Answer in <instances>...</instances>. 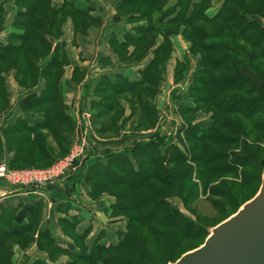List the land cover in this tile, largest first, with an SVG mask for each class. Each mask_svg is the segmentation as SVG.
Masks as SVG:
<instances>
[{
    "label": "trees",
    "instance_id": "obj_1",
    "mask_svg": "<svg viewBox=\"0 0 264 264\" xmlns=\"http://www.w3.org/2000/svg\"><path fill=\"white\" fill-rule=\"evenodd\" d=\"M5 2L0 0V34L7 16ZM213 2L177 0L172 4V0H124L116 9L118 16L128 22L145 25L136 27L135 34H128L123 43L116 38L111 40L113 51L126 60L128 48L133 46L129 59L139 60L151 51L153 59L142 72L140 82L117 78L115 83L108 80L97 86L96 95L100 100L93 106L103 110L101 115H112L113 121L99 129V138L107 141L122 138L124 126L117 124L125 112L121 99L127 95L134 98L132 103L127 101L131 107L127 119L137 117L133 131L155 129L159 118L155 101L162 82L161 68L171 58L170 39L177 35L189 42L190 53L199 58L198 72L192 75L188 89L192 106L180 111L184 124L175 137L157 132L150 141L134 143L121 154L109 150L106 163L97 162L89 167L86 184L91 188L92 197L108 194L116 199L113 217L115 213L127 211L133 216H128L126 233L117 245L106 248L98 239L95 241L98 245L94 244L90 253L83 250L72 257L74 261L70 264H156L151 249L164 252L161 264L175 263L184 254L204 245L213 228L235 215L258 194L264 174V155L259 154L260 147H252L246 141L258 145L257 141L264 140V28L257 25L258 18L263 19L260 15H264V0H255L257 11L246 9L244 0L240 3L224 0L219 10L210 15ZM16 5L22 10L14 16L12 24L17 32L9 37L6 45H0V115L11 107L3 75L15 70L17 83L23 89L34 90L44 80L40 94L29 97L21 106L24 115H39L42 120L30 125L27 120L16 118L2 128L0 137L4 138L8 153L13 155L8 162L10 169H47L70 153L67 136L76 129L61 91L68 58L64 46H57L53 51V41L62 37L68 18L73 20L75 32L84 34L98 24V19L91 15L92 8L81 11L68 0L59 7L53 0H17ZM159 36L164 37V42L157 46ZM189 67V61L179 63L176 74L179 82L186 79ZM147 85L149 88L145 90ZM202 111L210 117L211 125L192 119ZM47 130L60 141L55 148L45 142L42 132ZM179 140L186 141L191 148L183 152L169 144ZM181 166L187 170L179 172ZM169 167L177 175L167 176ZM249 171L256 175L250 176ZM229 175L236 180L230 189H223L222 183L201 189L204 195L209 191L211 203L222 213L232 209L215 225L193 222L171 206L170 200L182 199L188 194L182 199L188 208L201 194L195 184L201 177ZM250 185L251 197L243 202L237 200L233 192L239 186ZM12 188L33 190L36 187ZM21 207L0 205V264H15L14 246L10 244L13 238L18 240L21 250L35 244L39 251L48 254L52 263L62 256H71L70 247L75 245V240L89 249L85 243L88 232L81 237L73 236V243L66 247L51 232H39L42 203L24 211L28 224L17 228L15 221ZM142 239H145L143 243ZM185 241L199 244L182 251ZM33 264L47 262L37 260Z\"/></svg>",
    "mask_w": 264,
    "mask_h": 264
},
{
    "label": "crops",
    "instance_id": "obj_2",
    "mask_svg": "<svg viewBox=\"0 0 264 264\" xmlns=\"http://www.w3.org/2000/svg\"><path fill=\"white\" fill-rule=\"evenodd\" d=\"M16 1L6 0L5 2L7 16L4 29L0 34V45H6L9 37L17 32L13 29L12 24L14 16L22 10L17 7ZM68 1L81 11L92 8L91 15L93 18L98 19V24L92 27L87 34H84L75 32L73 20L68 18L63 27L62 37L53 41V51L57 46H64L68 58L65 73L61 80V91L69 107L68 115L76 123L74 133L67 136L71 145L70 152L74 148L73 146L80 142L86 148V157L82 160L81 165L64 179L43 187H36L33 190H13V186L0 182V205L10 199H19L23 202L18 213L19 218L15 221V226L19 228L28 224L24 211L42 203L43 214L39 218V232H51L56 241L64 247L73 243V236L81 237L87 232L90 234L85 241L86 245H90L98 239L114 243L115 233L122 224L112 216L116 199L107 195L93 198L91 188L86 184L87 170L97 162L105 163L109 150L121 154L134 143L150 141L153 134L157 132L175 137L184 124L180 117V111L183 108L192 106L188 89L192 75L198 72L199 58L190 53L191 45L182 35L171 37L172 55L165 67L161 68L162 82L155 101L159 115L155 131L149 130L143 132V136H139L132 131L135 126L127 129L132 126V123H137V117L127 119L131 115V107L124 98L132 97L127 95L121 99V105H123L125 112L123 119L117 124L119 127L124 126V131L120 135L122 138L119 139L118 143L110 146L101 145L98 142L97 132L103 126L107 127L111 123L113 124V121L112 115H101L103 110L95 109L93 106L94 103L100 100L96 95L97 86L108 80L115 83L117 78H126L131 83L140 82L142 72L151 63L153 54L151 51L139 60L129 59V55L134 51V47L131 46L128 48V58L123 60L113 51L111 40L116 38L123 43L128 34H135L136 27L145 25V23L132 24L126 18L118 16L116 9L124 0H91L90 3L88 0ZM223 1L214 0L211 10L215 9L216 13ZM53 2L56 6L58 4L57 7H59L65 0H53ZM174 3L172 0V4ZM211 10L209 11L210 15H212ZM180 41L185 44V47L181 45ZM163 42L164 37L159 36L157 46H160ZM181 47L184 50L179 57ZM187 61L190 63V67L185 73L187 77L183 82H179V79L176 78L177 68L179 63ZM39 65L42 66V63L40 62ZM3 77L10 95L11 107L8 112L0 115V131L9 122H15L16 118L25 119L30 125L40 122L42 120L41 116H26L22 113L21 106L29 97L40 94L45 85L44 80L38 88L26 90L18 85L15 70L3 75ZM148 88L149 85L146 86L145 90ZM99 113L100 115H98ZM12 157L13 155L8 153L5 140L1 136L0 163L8 164ZM107 227L110 229H107ZM71 228H74V230L72 231ZM15 252L17 257L21 253L23 260L29 258V264H33L37 260L46 261L47 264H67L62 257L58 260L59 262H50L48 254L39 251L35 244L26 251L16 248ZM23 264H25V260Z\"/></svg>",
    "mask_w": 264,
    "mask_h": 264
},
{
    "label": "rangeland",
    "instance_id": "obj_3",
    "mask_svg": "<svg viewBox=\"0 0 264 264\" xmlns=\"http://www.w3.org/2000/svg\"><path fill=\"white\" fill-rule=\"evenodd\" d=\"M175 1L176 0H173V3ZM241 1L242 0H239V3ZM244 4H246V9L248 8L250 11H257V10H259L258 6L255 5V0H244ZM215 11L216 10L213 9V10H211L210 13L211 14H215ZM260 16H262L261 18H263V19L258 18L257 25H259L262 28H264V15H260ZM182 30H183V28H182ZM180 43H181V45L183 47H185V44L182 43V41H180ZM183 47H181L182 49L181 48L179 49V57L181 56V54H183V50H184ZM13 99H14V97H13ZM124 99L126 101H128L129 103H132L134 101V98L133 97H125ZM209 118L210 117L208 116V114L206 112L202 111V113L200 115L194 116L192 119L193 120H200L201 119L204 124H206L207 126H209V125L212 124L211 119H209ZM134 124L135 123H132V126L130 128L128 127L127 129L133 128ZM132 131H133V129H132ZM152 131L154 132L155 130H152ZM143 132H147V131L136 132L137 134H135V135L143 136L144 135ZM42 134H43V136L46 137V139H45L46 144H48V145H50V146H52L54 148H55V144L56 143L58 144L60 142L59 140L58 141L56 140L57 136L55 138L48 130L47 131H43ZM47 135H48V137H47ZM146 135H148V134H146ZM53 139L55 141H57V142H54ZM119 139L118 140H115L114 138H112L111 140L107 141V140L98 138V142L101 145L102 144L103 145H106L107 144L108 146H110V145H112L114 143H118ZM246 142H247V144H249L251 146L253 145L252 147H256V146L260 147L261 150L259 151V154L264 155V140L263 141H257V142H260V143H258V145H254V144L250 143L248 140ZM170 143L171 144H174L173 146H177L183 152H185L186 149L188 150L189 148H191L190 145L186 141L181 142L179 140V142H177V143H174L172 141H169V144ZM81 144H83V143H80L79 142V143H77L73 147L79 146ZM222 150H224V149H222ZM231 150L232 149H228L229 152ZM232 151L235 152L236 154L239 153V152H237L236 149L235 150H232ZM70 153L68 155H70ZM68 155H65L63 157V159L66 158ZM106 162H107V159H106ZM192 166H194V168L196 170V167L197 166L194 165V164ZM17 170L25 171V170H30V169H17ZM186 170H187V167L181 166L180 169H179V172H183V171H186ZM169 174L172 175V176L177 175L176 172H175V174H173V172L171 170V167H169V173L167 174V176ZM249 175L250 176H255L256 174L254 172H252V171H249ZM62 179H64V178H62ZM214 180H215V182H214ZM195 182H196L195 184L197 185V188L200 190V193H201L200 196L198 198H196L194 201H192L190 203V205H189L188 208H186L184 206L185 205L184 202H182L183 201L182 199H185L188 196V194L187 195H184V198L182 197V199L180 197V198H176V199L170 200L171 206L175 210H178L179 209V211L181 213H183L185 216H187L188 218H190L193 222L198 221V222L205 223V224H207L209 226L215 225L216 223H218L219 221H221L222 219H224L228 214H230L232 212V209L231 208H227L228 209L227 214H225V212L222 213L220 210H218L217 208H215L213 206V204L211 203L210 197L208 196L209 195V191L207 192L208 194H205L204 195V194H202L201 189L203 190L205 187L206 188H213L216 185H219L220 183H222L221 184L222 186H224V184H225V188H223V189H230L231 188L230 186H232V184L236 182V180L234 179V177H232L230 175L229 176H221V177H218V178H211V177H204V178H202L201 177L200 180H196ZM216 187H218V186H216ZM251 187H252V185L247 186V187L239 186V188H237L238 190L237 191H234L233 194L235 195V197L237 198V200H239L240 202H243V201H245V200H247L248 198L251 197V195H252L251 194ZM123 192L124 191L120 192L119 194H122ZM190 192H191V190H189V193ZM110 193H112V192H110ZM104 195L110 196L108 194H102L99 197H102ZM110 197H112V196H110ZM3 204L12 205V206H16L17 204H20L22 206L23 205V202L21 200H19V199L18 200L17 199H10L9 201H6ZM128 216H133V214H131V212H128V211L127 212H124V213H120V212L119 213H115L114 218H117L122 224L120 225L118 231L115 233V237L113 238V242L114 243L108 242V241H104V240L103 241L100 240L101 241L100 243L103 244L102 246L108 248L109 246L117 245L120 242V240L122 239L124 233H126V224H127V221H128ZM107 229H110V228L107 227ZM112 229H113V227H112ZM132 234H133V232H132ZM70 236H72V235H70ZM133 238L136 239L137 236L136 235H133ZM144 241H145V239H142L141 240V243H143ZM10 244H11V246H14V258H13V261L15 262V264H23L24 263V260H25V264H29L28 263L29 262V258H28V260L26 258L23 260V257L21 255V253H19V256L18 257L16 256L15 249L16 248H19L18 240L15 239V238H13V239H11ZM74 244H75L74 246H71L70 247V255L71 256H69V255H67L66 257L65 256L63 257L62 256V258L65 259L66 260V263L68 262V264H70L72 261H74V258H72L73 256L77 255L80 252H83V250H88V253H90L91 249L95 245H98V244H95V242H93L90 245H88L89 249H87L82 243L77 242L76 240H75V243ZM198 244H199L198 242L185 241L184 244H183L184 247L182 248V251L187 250V249H191V248L197 246ZM67 248L69 249V247H67ZM22 251H26V250H22ZM150 254L153 257V259H154V261H155L156 264L163 263V260H162L163 257H164V252L163 251H160L159 252L157 250L151 249L150 250ZM16 257H17V259H16ZM33 259H35V258H33ZM63 264H65V263H63Z\"/></svg>",
    "mask_w": 264,
    "mask_h": 264
},
{
    "label": "water",
    "instance_id": "obj_4",
    "mask_svg": "<svg viewBox=\"0 0 264 264\" xmlns=\"http://www.w3.org/2000/svg\"><path fill=\"white\" fill-rule=\"evenodd\" d=\"M169 264H264V174L252 200L213 228L204 245Z\"/></svg>",
    "mask_w": 264,
    "mask_h": 264
},
{
    "label": "built area",
    "instance_id": "obj_5",
    "mask_svg": "<svg viewBox=\"0 0 264 264\" xmlns=\"http://www.w3.org/2000/svg\"><path fill=\"white\" fill-rule=\"evenodd\" d=\"M85 157L86 148L79 145L73 148L70 155L47 169L13 170L8 164L0 163V182L13 187H43L67 177L81 165Z\"/></svg>",
    "mask_w": 264,
    "mask_h": 264
}]
</instances>
